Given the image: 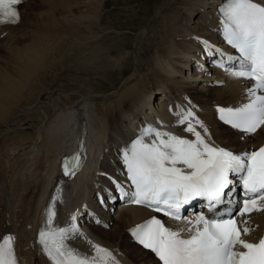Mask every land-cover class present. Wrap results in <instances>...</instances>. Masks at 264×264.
I'll return each mask as SVG.
<instances>
[{
	"label": "bare ground",
	"instance_id": "1",
	"mask_svg": "<svg viewBox=\"0 0 264 264\" xmlns=\"http://www.w3.org/2000/svg\"><path fill=\"white\" fill-rule=\"evenodd\" d=\"M36 1L38 2L35 3ZM39 4L38 13L27 12L34 11ZM171 4H173L172 1ZM219 4L220 0H180V6L183 7L176 8L171 15L169 14L170 16L161 14L164 24L157 33L158 41L149 42V44L156 43L157 55H153V59L148 58L143 68L142 62L145 57L142 58L143 55H140L139 49L135 54L139 64L136 60L137 68L133 77L141 73L139 77L145 78L141 81L142 83L140 82L141 84L138 82L140 85H132L131 88L119 94L122 88L115 95L110 92L105 93V96H93L96 95L95 92L87 93L76 103L70 102L69 106L64 105V107L58 105L60 103L53 102L54 97L51 92H43L44 94L42 93L43 95L41 94L37 101L50 105L54 111V117L50 120L51 116H46L42 112L46 116L43 121L37 120L38 116L32 114L38 102L27 104V98L37 87L35 82L39 79V81L45 80L41 79L44 77L40 76L42 72L52 70L61 62L71 58L77 49L74 44H80V41L84 39L83 36L92 30L91 26H94L92 19H95L94 17L102 11L105 0H33L21 7V19L18 25L6 27L0 31V54L10 51V57H5L3 60L5 62L0 64V137H5L9 131L16 135L19 131L27 130H32L37 137L34 140L35 145L32 144V150L26 154V156H34L32 161H30L31 158L26 162L17 159L7 173L0 170V238L7 234L17 238V246L24 264H46L35 246L32 227L36 224L35 231L39 226L41 207L48 188L54 180L57 162L73 150L77 148L82 150L83 146L82 151L90 155L88 163L91 167L69 188L67 201L60 210L61 223L65 218H70L72 213L83 205V202L86 205H96L97 200L94 201L93 192L100 188L101 183L107 185L109 173L117 171L118 168L115 160V165L109 161V151L114 153L117 142L125 139L131 128L138 129V124L144 118L152 119L151 116L156 112L162 113L164 120L171 122L177 131H185V126L178 125L172 113L186 104H192L203 116L205 126L216 143L238 152L264 143V127L254 137L242 140L240 135L221 125L215 118L218 106L234 107L245 103L249 86L220 72L211 73L207 61L201 62L204 73L199 72V67L196 66L200 50L197 43L188 36L198 35L202 30L207 32L210 29V21L213 25L215 24L212 9ZM65 13H70L74 19L66 17L61 19L59 15ZM83 20L87 25L86 28L80 26ZM190 23L194 26H190ZM26 26L29 36L23 39L21 37L24 35L19 28ZM61 29L64 36L59 34ZM204 35L212 34L207 32ZM48 37L55 40H57L56 37L60 38L57 41L50 40L48 43L45 42ZM34 38H36L33 42L35 44L31 45V48L29 45L28 48L19 50L20 40H24L25 44ZM11 42L18 44L6 45ZM51 45L57 47L54 48ZM150 53L149 50L148 54ZM59 57L62 61H57ZM108 74L106 72L103 76ZM215 80L223 81L224 84L217 87L213 82ZM180 92H183V97H179ZM157 97H160V102L155 104ZM20 104L24 106L20 107ZM160 106H163V109ZM36 113L38 114V110L34 114L37 115ZM27 134L28 132L25 134L26 138H23L24 141L29 140L30 134ZM18 139L13 138V140ZM21 164H23L22 167ZM24 166L27 167L23 168ZM15 167L19 168L17 169L19 171L22 169V178L13 179L9 176ZM92 168L93 172L90 174ZM87 175L88 179L84 180ZM119 211L113 229L109 225L111 218L108 220L107 216L101 220V225L88 226L92 239L113 248L121 256L123 264H159L150 253L135 246L128 237V232L133 225L147 219L150 213L143 208H125V205H120ZM245 222L251 227L250 236L259 237L264 231V211L245 218ZM174 226L175 229H180L184 227V224L175 223ZM89 246L91 247L90 244Z\"/></svg>",
	"mask_w": 264,
	"mask_h": 264
},
{
	"label": "snow or ice",
	"instance_id": "2",
	"mask_svg": "<svg viewBox=\"0 0 264 264\" xmlns=\"http://www.w3.org/2000/svg\"><path fill=\"white\" fill-rule=\"evenodd\" d=\"M21 3L0 0V25L19 23ZM218 11L223 38L237 55L224 53L208 41H203L205 51L217 57L216 65L232 77L252 84L247 89V103L238 108L218 107L217 112L225 124L245 137L252 136L264 127V0H225ZM181 117L180 124L186 125L185 131L194 139L147 126L122 150L130 185L126 188L117 182L116 190L128 203L161 212L175 221L185 220L181 209L198 198L207 201L213 215L200 214L195 221L188 220L189 227L183 230L170 229L154 217L133 229V238L161 264H264V239L248 242L243 237L251 230L247 226L241 229L236 219L264 211V147L234 153L216 146L208 128L191 110H185ZM82 167L80 152L63 161L68 177ZM237 183L242 192L239 201L234 196ZM58 199L59 193L50 202L38 238L51 264H120L111 251L91 240L88 243L93 255L71 246L69 241L84 234L75 215L68 227L54 223ZM0 264H18L11 234L0 238Z\"/></svg>",
	"mask_w": 264,
	"mask_h": 264
},
{
	"label": "rangeland",
	"instance_id": "3",
	"mask_svg": "<svg viewBox=\"0 0 264 264\" xmlns=\"http://www.w3.org/2000/svg\"><path fill=\"white\" fill-rule=\"evenodd\" d=\"M171 1L173 2V4H171ZM37 2L38 1H36L35 3ZM105 5L102 11L99 13V15L95 16L94 17L95 19H92L94 21V26L93 25L91 26L92 30H90L88 33H86V35L83 36L84 39L80 41V44L78 45L74 44V47H77V49L75 50L71 58H68V61L66 62L63 63L61 62L60 65L55 66L54 69L52 70L49 69V71L45 70L44 72H42V74H40V76H44L41 79H45L44 80L45 82L39 81L40 79L38 78L39 80L35 82V85L37 86L36 89L32 91V95L30 96L28 95L29 99L27 98L28 101L27 104L31 105L35 101L38 102L37 100L40 98L43 92L44 93L51 92L52 97H54L53 102L60 103L58 105L64 107V105L69 106L70 102L71 104L76 103L81 99L80 97H83L87 93L95 92L96 95L93 96H105V93L110 92L115 95V93L119 92L122 88L123 89L120 91L119 94H121L122 91L131 88L132 85H136V86L140 85L142 83L141 81H143V79L145 80V78L139 77L141 76L140 75L141 73H137L138 75L136 74L137 76L133 77L135 69L137 68V61H138L135 56L136 52L139 49V52H141L140 55L141 54L143 55L142 58L144 59L145 57V60H143L142 62L143 68H145L144 62H146L148 58H152L153 55H157L156 43L149 44V42L152 43L158 41L156 40L158 36L157 33L164 24V19H161L162 16L166 14L170 16L176 10V8L183 7L180 6V0H175V2L174 0H105ZM39 9H40V4L35 8L34 11L28 10L27 12L38 13ZM59 17L61 19L65 17L71 20L74 19L70 13L59 15ZM78 18H80V16H78ZM152 20L153 22L151 24ZM80 26H84V28H86L87 25L85 24V20H83V24H81ZM190 26H194V25L190 23ZM26 29L27 26L22 28L23 32H25V33H21L22 35H24V37H21L23 39H26V37L29 36L28 35L29 33L26 32ZM62 32L63 30L61 29L59 31V34L61 35ZM203 32L204 30L199 31V33H203ZM62 35L64 36V34ZM58 38L60 37H56L57 40ZM35 39L36 38H34V40L32 41L30 40L28 43L25 44L23 43L24 40H21L18 44L19 50L26 47L28 48L29 45L31 48V45L35 44L33 43L35 42ZM76 39L79 40L78 38ZM50 40H55V39L54 38L50 39L48 37V39L45 42L49 43ZM22 43L24 45H22ZM66 43L69 44V42ZM9 46H16V45H9ZM52 47L56 48L57 46L54 45ZM60 47H65V46H60ZM149 50L151 51L150 54H148ZM155 50L156 52L154 54ZM0 55H2L0 57V64H2L3 62H5L3 61L5 57L7 58L10 57V51ZM68 55L71 54L68 53ZM11 59L12 58H10V60ZM139 60H141V58H139ZM57 61H62V58L59 57ZM106 72H108L109 74L107 76H103L106 75ZM121 72L123 73L121 74ZM138 82L141 83L139 84ZM148 85H150V83H148ZM155 93H159V92H155ZM65 99L66 100L69 99L70 101L69 100L66 101ZM158 101H159V97H157V99L155 100V104ZM19 106L21 107L24 105L20 104ZM25 106L27 105L25 104ZM37 110H38V114L36 113L37 115H35L34 113ZM39 111L41 112L39 113ZM42 112L46 116L49 117L51 116L49 120L54 117L53 116L54 111L53 108L50 107V105L45 104L44 102L41 103L38 102L37 108L35 109V111L32 112V114L33 116L39 117V118L37 117V120L43 121L46 118V116L43 115ZM33 118L36 119V117ZM27 132H28L27 135L30 134V137L29 140L24 141L23 138H26L25 134ZM13 135L15 134L12 133V131H9L5 134V137L3 136H1L2 138L0 137V170L6 173L11 169L10 166L17 159L21 161L24 160L26 162V160L30 158H31L30 161H32L33 160L32 158L34 157V156L30 157L28 155L26 156V154L28 152L30 153V151L32 150L33 145H35L34 140H36L37 137H35L36 135L34 134V132L32 130H27L23 132L19 131L15 135L18 137H15ZM13 138L14 139L19 138V139L13 140ZM7 139L8 141H6ZM19 143H21V145ZM39 143H40V139H39ZM20 166L22 167L23 164H21ZM26 167L27 166H24L23 168ZM15 168L12 170L9 176L13 179L22 178L21 175L22 169H20L21 171H19L17 170L19 168L16 169ZM17 173L18 175H16ZM117 212L115 209V211H112L110 213H107V215H105L108 217L107 218L108 220L111 218V220H109V225L111 229H113L115 218L119 213Z\"/></svg>",
	"mask_w": 264,
	"mask_h": 264
}]
</instances>
